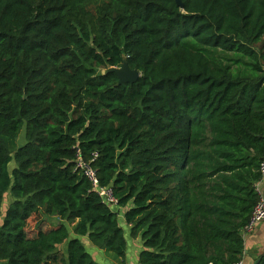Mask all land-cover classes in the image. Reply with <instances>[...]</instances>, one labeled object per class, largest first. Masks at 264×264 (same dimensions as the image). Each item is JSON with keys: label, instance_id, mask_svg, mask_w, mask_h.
<instances>
[{"label": "trees", "instance_id": "obj_1", "mask_svg": "<svg viewBox=\"0 0 264 264\" xmlns=\"http://www.w3.org/2000/svg\"><path fill=\"white\" fill-rule=\"evenodd\" d=\"M181 2L0 0V264H100L84 239L124 261L119 210L139 264L243 261L264 162V0ZM124 57L141 77L118 86L104 71Z\"/></svg>", "mask_w": 264, "mask_h": 264}, {"label": "crops", "instance_id": "obj_2", "mask_svg": "<svg viewBox=\"0 0 264 264\" xmlns=\"http://www.w3.org/2000/svg\"><path fill=\"white\" fill-rule=\"evenodd\" d=\"M21 140H19V145ZM16 164L13 162L10 169L13 170ZM260 196L264 199V177L257 185ZM13 202V198L10 194H7L3 202V212L5 213ZM119 223L125 231V237L127 240L126 258L114 260L110 253L103 254V263L94 257V259L100 264H139V257L143 250V244L140 238L133 239L131 237V228L127 226L124 218L125 211L119 210ZM3 218L0 216V226ZM72 237H74L73 231ZM245 241V253L243 264H256L261 255L264 254V222L259 224L253 233L244 238ZM66 246L62 247L65 249ZM92 255V254H91ZM93 256V255H92Z\"/></svg>", "mask_w": 264, "mask_h": 264}, {"label": "built area", "instance_id": "obj_3", "mask_svg": "<svg viewBox=\"0 0 264 264\" xmlns=\"http://www.w3.org/2000/svg\"><path fill=\"white\" fill-rule=\"evenodd\" d=\"M77 167L83 172L84 176L92 185L93 190L106 205L111 208L118 207L119 200L115 195L113 187H102L97 172L92 166L85 163L82 158H78ZM261 173L262 177H264V162L261 164ZM262 222H264V199L261 197L253 211L249 224L242 231L243 238L253 233L256 227ZM237 264H243V261Z\"/></svg>", "mask_w": 264, "mask_h": 264}, {"label": "water", "instance_id": "obj_4", "mask_svg": "<svg viewBox=\"0 0 264 264\" xmlns=\"http://www.w3.org/2000/svg\"><path fill=\"white\" fill-rule=\"evenodd\" d=\"M178 6L182 7V2L181 0H176ZM107 73H114L117 75L119 79L118 86L125 85V84H135L138 82V80L141 77V73L137 70H133L130 68L127 58L124 57L123 59V65L122 67L118 68H110L106 71H104V74Z\"/></svg>", "mask_w": 264, "mask_h": 264}, {"label": "rangeland", "instance_id": "obj_5", "mask_svg": "<svg viewBox=\"0 0 264 264\" xmlns=\"http://www.w3.org/2000/svg\"><path fill=\"white\" fill-rule=\"evenodd\" d=\"M22 139V140H21ZM19 140H21L20 145L24 144V139H23V133L21 134V136L19 137ZM19 144V141H18ZM85 245L87 247V250L90 252V254L93 255V257H95L96 259H98L100 262L103 263V254H105L106 252L103 250H98L96 248H94L88 241L87 239H84ZM113 258H115L114 260H118V258L114 257L113 255H111Z\"/></svg>", "mask_w": 264, "mask_h": 264}]
</instances>
